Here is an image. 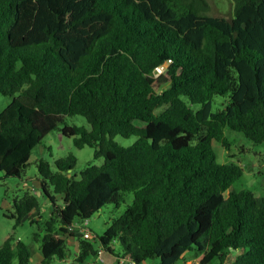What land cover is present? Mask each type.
Returning a JSON list of instances; mask_svg holds the SVG:
<instances>
[{
  "label": "trees",
  "instance_id": "trees-1",
  "mask_svg": "<svg viewBox=\"0 0 264 264\" xmlns=\"http://www.w3.org/2000/svg\"><path fill=\"white\" fill-rule=\"evenodd\" d=\"M231 1L228 20L206 16V0H0V95L12 98L0 113L3 176L20 178L66 116L89 131L64 125L61 135L103 159L79 178L73 157L56 171L36 163L51 210L43 235L33 234L42 264L66 258L72 226L118 208L126 193L131 205L97 237L104 251L118 244L134 264H175L190 251L201 253L197 264H264V197L228 191L243 170L212 149H229L226 129L264 143V0ZM215 96L227 102L212 112ZM115 136L137 140L122 147ZM38 209L25 193L8 217L17 226ZM13 241L0 245V264H30ZM77 242L75 262L97 257ZM229 250L240 251L233 262Z\"/></svg>",
  "mask_w": 264,
  "mask_h": 264
},
{
  "label": "rangeland",
  "instance_id": "rangeland-1",
  "mask_svg": "<svg viewBox=\"0 0 264 264\" xmlns=\"http://www.w3.org/2000/svg\"><path fill=\"white\" fill-rule=\"evenodd\" d=\"M209 8L206 16L232 19L233 3L231 0H206ZM17 96V94H15ZM12 102V98L0 95V113ZM227 99L222 96H215L211 103V111L222 110L225 107ZM158 113V112H157ZM64 125L83 127L89 131V124L83 117L66 116L64 124L59 125L58 129L48 133L39 144L31 151L28 164L20 178L4 177L0 171V245L8 238H13V246L16 241L24 243L30 251V264H42L39 252L40 241L33 239V234L43 235L45 223L50 218V203L44 197H39L36 192L39 190L37 178H39L36 163L39 160L47 162L52 171H56L55 161L64 159L68 156L76 160L75 167L71 175L79 178L80 171L88 164L100 166L103 164L102 158L93 157L94 150L90 147L77 149L72 142V138L61 135V129ZM224 135L228 139L229 149L226 150L220 144L212 142V149L216 160L221 164H237L243 174L239 180L234 182L228 191L248 190L256 197H264V143L253 144L247 140L241 133L225 130ZM137 140L136 137L122 138L115 136L113 141L122 147H128ZM25 193L38 196L39 209L31 213L30 218L24 219L19 225H15V219L8 216L14 212V200L21 199ZM57 199V197H56ZM59 202V201H58ZM132 194H124L123 201L118 208L113 205H106L96 214L88 219L86 229L89 231V239L97 250L102 249L97 237L101 236L108 224L119 217L126 206L131 205ZM14 214V213H13ZM76 223L72 226L70 232L73 237L64 236L66 240V258L59 260L53 258L49 264H130L133 262L127 257L121 256V250L118 244H115L112 251L108 253L102 249L99 261L96 257H88L84 263L75 262L74 252L78 247L77 240H83L82 233L77 230ZM55 227L57 223L54 222ZM240 254L239 250H229L226 256L227 262H233L235 257ZM201 256L200 252H186L175 264H197ZM141 264H158L157 259L147 260ZM210 264H217V260Z\"/></svg>",
  "mask_w": 264,
  "mask_h": 264
},
{
  "label": "built area",
  "instance_id": "built-area-1",
  "mask_svg": "<svg viewBox=\"0 0 264 264\" xmlns=\"http://www.w3.org/2000/svg\"><path fill=\"white\" fill-rule=\"evenodd\" d=\"M163 70H164V67L163 66L156 67L154 69V71H153V76L154 77H157L158 75H160L162 73ZM87 221H88V219L80 222L76 226L77 227V230L82 233V237H83L84 240L85 239H89V237H90L89 231L86 229ZM101 252H102V249L99 250V252L97 254V257H96L99 261H101V259H100ZM130 264H132V263H130Z\"/></svg>",
  "mask_w": 264,
  "mask_h": 264
},
{
  "label": "crops",
  "instance_id": "crops-1",
  "mask_svg": "<svg viewBox=\"0 0 264 264\" xmlns=\"http://www.w3.org/2000/svg\"><path fill=\"white\" fill-rule=\"evenodd\" d=\"M36 194H39L38 191L36 192Z\"/></svg>",
  "mask_w": 264,
  "mask_h": 264
},
{
  "label": "water",
  "instance_id": "water-1",
  "mask_svg": "<svg viewBox=\"0 0 264 264\" xmlns=\"http://www.w3.org/2000/svg\"><path fill=\"white\" fill-rule=\"evenodd\" d=\"M69 176V175H68ZM75 250H77L76 248H75Z\"/></svg>",
  "mask_w": 264,
  "mask_h": 264
}]
</instances>
